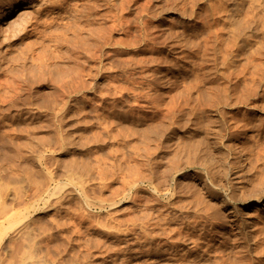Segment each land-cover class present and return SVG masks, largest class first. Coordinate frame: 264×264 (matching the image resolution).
Masks as SVG:
<instances>
[{"label": "rangeland", "instance_id": "rangeland-1", "mask_svg": "<svg viewBox=\"0 0 264 264\" xmlns=\"http://www.w3.org/2000/svg\"><path fill=\"white\" fill-rule=\"evenodd\" d=\"M23 1L0 0V264H264V0Z\"/></svg>", "mask_w": 264, "mask_h": 264}, {"label": "bare ground", "instance_id": "bare-ground-1", "mask_svg": "<svg viewBox=\"0 0 264 264\" xmlns=\"http://www.w3.org/2000/svg\"><path fill=\"white\" fill-rule=\"evenodd\" d=\"M23 1V0H22ZM24 2V1H23ZM9 6V5H8ZM9 10V9H8ZM8 12V11H7ZM29 13V10L27 9H22L19 12L18 18L17 19H21L24 18L25 15H27ZM16 19V20H17ZM13 20L12 22L16 21ZM231 158L234 160V165L231 167V175H232V180H233V184L236 187H239V184H241L243 181L242 179L244 178V174H245V170L243 168V163L245 161V157L240 153V151L234 149L231 152ZM264 198V193H260L256 196V199L258 201H262V199ZM245 209H248L249 206L248 205H244ZM244 210V209H243ZM235 215L238 216V210L235 211ZM252 222L247 220L245 225L249 226Z\"/></svg>", "mask_w": 264, "mask_h": 264}]
</instances>
